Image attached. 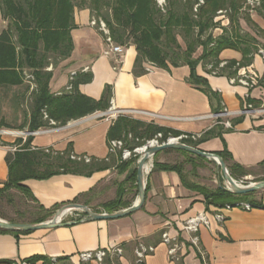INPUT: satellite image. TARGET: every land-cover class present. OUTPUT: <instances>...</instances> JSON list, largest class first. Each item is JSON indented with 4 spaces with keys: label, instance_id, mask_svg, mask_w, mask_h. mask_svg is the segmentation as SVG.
I'll return each instance as SVG.
<instances>
[{
    "label": "crops",
    "instance_id": "obj_1",
    "mask_svg": "<svg viewBox=\"0 0 264 264\" xmlns=\"http://www.w3.org/2000/svg\"><path fill=\"white\" fill-rule=\"evenodd\" d=\"M91 17L89 9L75 12L76 28L71 31L73 51L69 58L49 69L52 72L49 89L54 95L63 93L73 73L89 71L92 81L79 85L78 92L98 101L109 86L110 107L105 112H96L60 128L40 129L41 132L31 136L30 148H48L58 153L70 149L74 155H86L93 162L104 161L108 166L89 177L58 174L46 180L22 182L33 196L30 203L51 212L47 220L62 206L71 203L87 206L97 213L124 209L109 212L104 208L116 198L118 185H123L132 172V165L119 172L116 168L118 155L108 153L107 133L119 116L182 134H202L197 149L214 154L226 151L230 165L252 170L264 162V115L241 116L239 122H236L238 117L233 116L230 118L233 127L227 132L228 129L215 125L211 119L214 113L207 96L187 83L189 67L164 70L143 64L146 73L134 76L135 48L121 46V54L105 55L108 46L103 35L91 26ZM250 17L264 34V20L259 16L256 17L258 20H254L253 15ZM3 23L1 30L6 27ZM244 30L257 40L258 48H264V35ZM241 59L239 52L230 49L218 56L221 63ZM251 64L261 75V81L248 93V99L260 106L264 104V67L256 53ZM196 74L206 79L211 90L219 94L220 112L224 108L233 114L241 110L245 93L242 87L231 86L227 76L205 73L202 66L196 68ZM22 87H0V91L9 90L18 95ZM2 106H8L6 97H0V109ZM218 126L222 127L220 135H208L209 132H220ZM14 141L0 138V187L7 180L5 157L16 150L11 146ZM120 161L121 156L118 163ZM156 162L173 164L161 158ZM258 200L264 205V191ZM133 201L134 198L128 201V206ZM225 206L207 208L201 195L183 187L177 173L152 166L146 177L145 201L139 210L115 220L88 222L76 220L74 215L79 213H74L64 220V223L73 222L71 225L32 231L18 239L11 234H0V264H20L33 258L36 259L26 264H97L81 263L79 255L116 246L122 247L123 254L108 257L104 264H135L134 249L138 242L155 247L154 253L146 257L143 264H203L198 250L190 245L189 236L183 231L185 222L201 213L206 214L210 222L209 228L199 229V247L209 264H264V209L252 206L250 210L242 207L227 209ZM216 213L224 216L221 222L215 220ZM163 232L177 237L182 244L178 262L169 260L167 247L160 239Z\"/></svg>",
    "mask_w": 264,
    "mask_h": 264
},
{
    "label": "trees",
    "instance_id": "obj_2",
    "mask_svg": "<svg viewBox=\"0 0 264 264\" xmlns=\"http://www.w3.org/2000/svg\"><path fill=\"white\" fill-rule=\"evenodd\" d=\"M157 1L89 0L88 7L79 9H89L92 19L102 20L109 30L113 43L122 47L135 48L136 57L132 71L134 76L146 73L143 64H150L164 70H169V67L187 66L190 69L187 83L203 92L209 100L213 113L218 114L221 109L220 96L211 90L206 79L197 76L196 68L209 65L211 68L205 69V73L212 74L216 71L215 76L231 78L235 75L236 64L241 67L251 64L258 50L257 42L249 34L241 32L240 21L254 28L257 34H264L252 21L246 0H202V3L199 0H189L187 10L182 14L168 12L166 8L157 6ZM195 6H197L196 9ZM105 7H109V17L103 16ZM76 11L77 5L73 0H28L25 4L17 0H0V16L4 22H7L0 33V87L23 85L31 92L33 99L31 112L22 126L28 133H34L43 128H60L71 121L85 118L96 112H105L110 107L111 88L109 86L105 88L98 101L78 92L79 85L92 81V74L89 71L74 73L68 83L69 89L65 92L57 95L50 92L49 82L52 72L49 69L69 58L73 51L71 31L76 28L74 24ZM253 11L264 20L262 4L258 8L255 7ZM223 13L228 17L229 30L223 28V33L214 37L209 31L217 28L218 22L214 20ZM176 30H181L185 36H194V40L187 44L185 50L179 49ZM197 47L201 48V54L193 58ZM227 49L239 52L242 59L239 62L229 61L223 68H219L221 62L218 56ZM252 105L258 107L254 103ZM50 121H53L55 125H49ZM239 121L241 117L236 120V122ZM217 128L220 132L213 131L208 135H220L222 127ZM126 135H131L133 141H142L144 144L158 135H161L159 140L164 142L168 138L179 137L182 133L119 116L108 130V143L113 140H123ZM200 140L182 143L197 148ZM30 143L31 136H27L24 141L18 138L11 145L15 146L16 150L5 157L8 174L7 180L0 187V196L16 191L27 200L33 201L30 191L21 185L26 180H46L58 174L89 177L94 172L105 170L108 166L104 161L91 160L89 164L72 161L69 158L70 149L63 153L57 152L55 155L46 154L44 149L31 150ZM169 152L178 153L184 161L173 164H159L155 161L153 167L161 171L177 173L183 187L201 195L207 208L233 206L235 203L244 202L254 208L264 209L262 202L252 197L256 192L236 196L224 187L209 189L193 183L188 177L197 178L199 162L207 160L184 151H163V153ZM215 154L225 163L233 179H240L251 174V170L235 164L230 165V156L226 151ZM131 165V161L121 160L116 168L122 173ZM186 165L191 167L189 173H187ZM259 166H264V162ZM128 180L135 184L136 169ZM124 194L123 185H118L116 198L106 203L104 208L112 212L128 207L129 203L123 201ZM37 210L42 216L29 224L45 222L51 216V212L41 207ZM0 234H11L18 239L19 236H26L31 232L0 229ZM34 259L36 258L25 262L29 263Z\"/></svg>",
    "mask_w": 264,
    "mask_h": 264
},
{
    "label": "rangeland",
    "instance_id": "obj_3",
    "mask_svg": "<svg viewBox=\"0 0 264 264\" xmlns=\"http://www.w3.org/2000/svg\"><path fill=\"white\" fill-rule=\"evenodd\" d=\"M17 1L25 4V2H27L28 0H17ZM73 1H74V4L77 5V10H80L79 9L80 7L89 6V0H73ZM188 1L189 0H165V1L158 0L157 6L161 8L163 7L166 8L168 12H175L177 14H182L187 10ZM250 15L251 16L253 15L254 20H258L256 18L258 17L257 13L256 14L250 13ZM103 16L104 17L110 16L109 7L104 8ZM2 21L3 20L1 19V16H0V33L2 31L1 30ZM214 21L218 22V26L217 28L209 31V33H211L214 37L220 35L221 32L223 33L222 31L223 28L229 30L228 17L226 14L223 13V14L218 15ZM6 23L7 22H4L3 24H6ZM244 24L245 23L243 21H240L241 32L243 34H245L244 29H248L252 33H256L254 28L246 24H245L246 27L243 29L242 27H244ZM175 35H176V39H177L180 50H185L187 47V44L194 40V36H191V37L185 36V34L181 30H176ZM253 39L256 40L255 38ZM174 50H178V49L174 48ZM200 54H201V48L197 47L195 53L193 54V58H197ZM209 67H210L209 65H206V67L202 65V68L204 70L205 69L209 70ZM215 73L217 72L215 71ZM0 97H6V100L8 103V106H2L0 109V132L8 131L11 133L9 135H4L0 133V138L4 140H12V139L16 140L18 138H24V137L26 138L27 136H30L29 135L30 133H28L25 128H22V126L24 125L26 119L29 117V114L31 112L32 101H33L31 92L28 91V89H26L24 86L23 90L18 95L11 93L9 90H5V91L1 90ZM248 103L252 104L249 99H248ZM253 107L255 106L253 105ZM258 107H255V108H258ZM238 117H241V116H238ZM229 118H232V116H230ZM150 141H146L143 144L142 141L140 142L133 141L131 138H129V135H126L125 137H123L125 148L130 150L131 152L145 146L146 143ZM157 141L159 145L162 143V141L160 140H157ZM139 156H140L139 154L132 153L131 158L128 160L132 162V172L136 169ZM119 158H120V153L118 154V158L116 159L117 165L119 164L118 163ZM160 158L166 159L167 161H170L173 163L184 161V158L175 152L157 153L154 157L149 159V161L146 164L147 169H148L147 171L148 174L150 173L152 169L153 163L155 161H158ZM199 164L200 165L197 168L198 177L193 178L189 176L188 178L190 181H192L193 183H197L200 186H205L209 189H215L218 187L225 188V181L222 178V174L220 170L217 168L216 164L210 161H202V162H199ZM186 170H187V173H189V171L191 170L190 165H186ZM132 172L128 174V176L125 178L123 182V187L125 190L123 201L126 203H129L128 201H131L133 198L134 200H136L137 193H138L136 180H135V184L134 182L128 180V177L132 174ZM250 173L251 174L246 177H243L240 179H234V180L237 181L242 186H247L251 183L264 181V166L256 167L252 169ZM263 191L264 190L256 191V193L252 197L258 200L260 195L263 194ZM40 216H42V214L37 210V208L32 203H30V201L27 200L22 194L18 192L10 191L4 196H0V219L1 220L7 221V222L9 221L16 222L13 224H29V222L33 221L34 219Z\"/></svg>",
    "mask_w": 264,
    "mask_h": 264
},
{
    "label": "built area",
    "instance_id": "obj_4",
    "mask_svg": "<svg viewBox=\"0 0 264 264\" xmlns=\"http://www.w3.org/2000/svg\"><path fill=\"white\" fill-rule=\"evenodd\" d=\"M200 3H202V0H199ZM247 6L250 8V12H253L255 7H259L261 4L264 6L263 0H246ZM197 6H195V9ZM91 26L96 28L104 37V41L108 46V50L105 52V55H109V53L114 54H121L123 49L119 45L113 44L109 30L107 29L105 23L102 20H91ZM256 56L260 58L262 66L264 67V48H258L256 52ZM226 65V63H220L219 68H223ZM211 67H209L210 69ZM234 70L236 72L235 77L229 79V84L231 86H239L244 89L245 93L242 96V109L238 111L237 113L233 114L228 112L225 108L222 109L221 112L218 114L211 115V119L214 121L215 125H220L225 129H232V124L230 122V116H256V115H264V104L260 105L258 108L253 107L252 104L248 103L249 98V92L256 88L260 81H261V75L254 69L253 65L250 64L245 67L238 66V64L235 65ZM74 74V73H73ZM72 74V75H73ZM71 75V76H72ZM213 76L216 75L215 72L212 73ZM70 76V78H71ZM70 80V79H69ZM69 88H67L68 90ZM46 118V117H45ZM49 125L54 126L55 123L53 121L49 122ZM41 131H36L34 133H30L29 135H35L38 134ZM161 135H158L155 140H152L150 142L158 144L159 138ZM202 137V134H182L179 137L176 138H169L166 141H177L182 143L183 141H191L196 142ZM129 138L132 139L131 135H129ZM162 142L161 144H163ZM137 150L130 151L125 148V144L123 140H113L108 143V153L109 155H118L120 153L121 160L122 161H128L132 153L138 154ZM44 152L46 154H53L55 155L57 152L52 151L51 149L45 148ZM70 160L75 162H81L84 164H89L91 162V158L86 155H74L70 153L69 155ZM231 207H242L245 210H250L251 205L247 203H235L233 206L226 205L225 208L230 209ZM71 215L69 214L66 216L65 220L68 219ZM76 220H82L84 216L80 214L74 215ZM215 220L218 222H221L224 218V216L220 213H216L214 215ZM200 227L209 228L210 222L206 214L201 213L196 215L195 217L187 220L185 224L183 225V231L186 232L189 236V243L191 246L195 247L198 250L199 255L202 258L203 264H209L206 258V254L200 249V239H199V229ZM161 243L167 247V256L170 261L172 262H178L180 260V253L182 250V244L179 242L177 237H171L168 232H163L161 234ZM155 251L154 246H147L142 242H138L135 249H134V263L135 264H143L146 257L153 254ZM123 254L122 247L116 246L109 249H101L93 252H85L81 253L79 255V261L81 263H90L95 262L97 264H104L105 259L108 257H118ZM20 264H26V262H21Z\"/></svg>",
    "mask_w": 264,
    "mask_h": 264
},
{
    "label": "water",
    "instance_id": "obj_5",
    "mask_svg": "<svg viewBox=\"0 0 264 264\" xmlns=\"http://www.w3.org/2000/svg\"><path fill=\"white\" fill-rule=\"evenodd\" d=\"M150 143L152 142L146 143V145L144 146L146 151L143 155L139 156V159L137 161L136 185L138 193L136 200L131 206L114 213H97L87 206L71 203L64 205L60 209H58L50 220L38 224H13L0 219V229L15 232H32L36 230H47L60 226L71 225L73 224V222L64 223V220L66 216L74 213L82 214L84 218L81 221L83 222L115 220L132 214L135 211L139 210L145 201L146 177L148 173H144V167L146 166L149 159L154 157L157 153L166 150L184 151L196 157H200L206 159L207 161L213 162L214 164H216L217 168L222 174V178L225 181V189L236 196L246 195L256 191L264 190V181L251 183L247 186L240 185L230 176L227 167L222 161V159L214 153H206L197 148L188 146L177 141H166L160 145H153Z\"/></svg>",
    "mask_w": 264,
    "mask_h": 264
},
{
    "label": "bare ground",
    "instance_id": "obj_6",
    "mask_svg": "<svg viewBox=\"0 0 264 264\" xmlns=\"http://www.w3.org/2000/svg\"><path fill=\"white\" fill-rule=\"evenodd\" d=\"M0 133H2V134H4V135H9V134H11L10 132H8V131H2V132H0ZM150 144H155V143H150ZM145 147L143 146V147H141V148H139L138 150H137V153L141 156V155H143L144 153H145ZM149 167V166H148ZM147 171H148V169H147V166H145L144 167V173H147ZM150 171V170H149Z\"/></svg>",
    "mask_w": 264,
    "mask_h": 264
}]
</instances>
